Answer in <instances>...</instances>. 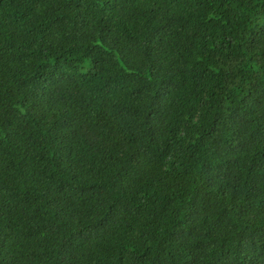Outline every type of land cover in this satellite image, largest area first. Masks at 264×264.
<instances>
[{
	"label": "trees",
	"instance_id": "1",
	"mask_svg": "<svg viewBox=\"0 0 264 264\" xmlns=\"http://www.w3.org/2000/svg\"><path fill=\"white\" fill-rule=\"evenodd\" d=\"M0 264H264V0H0Z\"/></svg>",
	"mask_w": 264,
	"mask_h": 264
}]
</instances>
